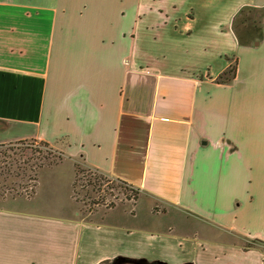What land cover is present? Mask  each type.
<instances>
[{
	"label": "crops",
	"instance_id": "obj_1",
	"mask_svg": "<svg viewBox=\"0 0 264 264\" xmlns=\"http://www.w3.org/2000/svg\"><path fill=\"white\" fill-rule=\"evenodd\" d=\"M23 141L139 196L0 207V264H264V0H0V145Z\"/></svg>",
	"mask_w": 264,
	"mask_h": 264
},
{
	"label": "rangeland",
	"instance_id": "obj_2",
	"mask_svg": "<svg viewBox=\"0 0 264 264\" xmlns=\"http://www.w3.org/2000/svg\"><path fill=\"white\" fill-rule=\"evenodd\" d=\"M65 159L60 149L47 147L37 141L0 145V207H10L17 202L30 206L40 201L45 207L59 209L60 206L67 211L74 203L81 217L99 213L106 215L125 204L132 209L130 203L135 201H132L131 194L121 191L116 182L106 183L97 178L100 174L96 173V180L89 184L91 177L95 176L94 171L89 169L82 168L77 190L72 189L71 164L66 162L57 166ZM14 175L17 178H13ZM30 178L32 180L36 178L39 182L30 181ZM33 185L36 193L39 186L38 197L34 202H28L36 195V193L32 197L25 195L26 189L33 188Z\"/></svg>",
	"mask_w": 264,
	"mask_h": 264
},
{
	"label": "trees",
	"instance_id": "obj_3",
	"mask_svg": "<svg viewBox=\"0 0 264 264\" xmlns=\"http://www.w3.org/2000/svg\"><path fill=\"white\" fill-rule=\"evenodd\" d=\"M236 73H237V63L235 64V65H231L223 74H221L220 75V77L218 78V80L217 81H219V82H221V83H225V84H227V83H230V82H232L233 80H234V78L236 77ZM43 145H45V146H47V147H49L50 145L49 144H46V143H42ZM33 170V169H32ZM82 168H77V171H76V178H75V181H74V186H73V189L74 190H77V187H78V182H79V180H80V178H79V176H80V173L82 172ZM95 176H93V177H91V179H90V182H89V184H92L91 183V181H94V180H96V178L95 177H97V174H96V172H94L93 173ZM13 178H17V176H12ZM97 178H99V179H101V180H103V181H105L106 183L107 182H116V184H117V186L120 188V190L121 191H129L127 188H126V183L125 182H123V181H121V180H112V179H108V177H106V176H104V175H101L100 174V177H97ZM24 179V178H23ZM30 181H33V182H35V181H37V182H39V180H37L36 178H34L33 180L30 178ZM33 188H30L29 189V187H28V189H26V194L25 195H27L28 197H32V196H34V194L36 193V191H34V187H35V185H33L32 186ZM139 196V192H137L136 194H135V199L137 198V197ZM138 199V198H137ZM137 200H135V202H136ZM121 262V259H116L115 260V263L114 264H119ZM105 264H110L109 262H106Z\"/></svg>",
	"mask_w": 264,
	"mask_h": 264
},
{
	"label": "built area",
	"instance_id": "obj_4",
	"mask_svg": "<svg viewBox=\"0 0 264 264\" xmlns=\"http://www.w3.org/2000/svg\"><path fill=\"white\" fill-rule=\"evenodd\" d=\"M112 180H114V179H112ZM126 188L129 190L128 191V194L130 193L131 194V199H132V201H135V194L137 193V192H139L138 191V189H136L134 186H132V185H130V184H127L126 183Z\"/></svg>",
	"mask_w": 264,
	"mask_h": 264
}]
</instances>
